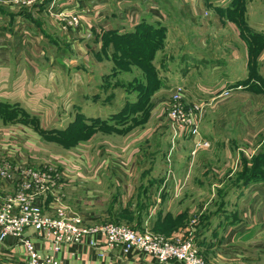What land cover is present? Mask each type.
Segmentation results:
<instances>
[{
    "label": "rangeland",
    "instance_id": "1",
    "mask_svg": "<svg viewBox=\"0 0 264 264\" xmlns=\"http://www.w3.org/2000/svg\"><path fill=\"white\" fill-rule=\"evenodd\" d=\"M78 1L80 6H76L74 3L69 4V2L67 6L63 7L64 10L58 11L56 8L53 11L58 13L78 10V13H81L86 6L100 5L102 8L99 9L98 16L102 20L97 22L90 20L92 29L96 27V29L102 30L117 27L121 33L128 31L126 29L133 30V27L121 19V15L125 12L127 4L136 5L140 0ZM150 1L146 2V8L141 18L145 17L146 20L152 22L151 20H157L154 17H159L163 21L162 18H165V14L155 15L156 11L160 13L162 9L160 7L151 8L153 5ZM212 1L216 2L217 0ZM224 1L225 4L237 5L233 0ZM158 2L160 6L166 7V10L171 14V16L169 15L170 19L167 18L169 29L167 26H155L158 27L159 37L164 34L163 40L161 38L151 43L149 39H138L134 34L131 39L116 40V43L124 47L125 44L129 45L135 55L149 56L153 49L158 48L160 56L156 57L155 55L153 59L149 60L153 61L157 77L161 81L157 92L160 91V88L163 89V95L167 99L175 86L186 83L185 102L199 103L204 108L200 129L202 136L212 142L210 148L200 149L195 154L190 153L193 152L194 147L190 149L188 145L186 146L185 139L182 137L180 141L182 150H175L172 145L177 143L175 138L179 139L180 136H174L175 128L172 126L168 114L165 113V109L160 111V114L156 113L153 121L149 123L147 118L150 115V103L145 106L144 111H132L130 105L138 101L139 93L130 88L128 84L139 75H143L140 68L133 66L131 70L126 71L127 73L113 74L112 68L110 69L113 62L106 59L98 63L91 55V51L87 47V42L91 39L82 40L83 38L75 37L78 39L76 43L67 42L68 45L74 44L73 48L67 51L60 50V47L64 46L66 42L64 38L67 40V37L58 28L51 26L53 30L51 33L57 36L49 37L47 40L45 34H39L41 32L39 24L31 25L27 21L25 25L19 23L17 28L13 29L21 32L19 34L15 30L13 41L1 39L5 37L9 28L8 25L0 27V50L10 52V57H8L11 63L9 68L8 63L5 68H1V70H6V73L0 75V99H8L11 102H16L15 104L19 103L18 105H22L21 107L29 114L26 118L18 115L14 117L13 122L7 121V127H3L6 129L4 133L17 132L18 129L15 128L17 122L15 121L18 119H23L26 121L25 123L31 124L35 128H39L37 123L41 121L43 127L49 129L48 139L53 140L54 143L43 142V149L34 150L32 155L39 158L38 160H41L42 157L44 160L55 156L60 158L58 156L60 154H65L64 156L70 159L75 155L64 150L63 146L69 149L73 145L93 137L90 141L82 143L77 151L85 156L86 163L100 166L99 175L94 176V171L92 172L96 177L94 179L101 178L105 172L110 174L111 165L115 161L123 163L127 161L128 164V161L132 160L126 153V149L129 148L134 149L132 153L134 174L141 171L143 173L146 170L145 164H148V169L145 172L152 179L190 177L197 181L200 177H209L216 180V175L219 174L214 169L218 165L226 168L239 165L241 170L236 171L233 181L227 187L231 191L237 183H244L245 180L254 177V171L246 170V168L252 164L253 155L264 149V75L261 73V68L257 66L256 72L252 75L257 82L251 83L239 64L225 67L219 65L218 69L215 68L218 67L214 61L216 59H210L207 66L205 60L199 62L200 58H189L192 55L190 51L196 50L200 54L202 49L200 41L206 33L204 29L206 28L204 24V15L206 14H204L203 8L200 7L199 10L202 17L192 18L188 15L190 8L184 4V0H158ZM255 2L256 13H264V0H255ZM112 3H115V6L110 8L109 5ZM151 9L155 10V13ZM3 13L4 11H1L2 16H6ZM84 13L91 16L93 12L89 13L88 10H85ZM5 19L9 20V17L6 16L0 20V25H5L2 24ZM82 22L86 27V22L84 20ZM161 29L163 31H160ZM222 31L229 35L232 32L231 29L220 30V32ZM69 34L71 38L72 32L70 31ZM168 36H170V41L174 36L175 45L168 43ZM50 41H53L55 45H51ZM110 45L114 48L113 42ZM79 46L83 50H80ZM93 46L95 45L93 44ZM58 54L64 57V65L57 62ZM25 55L31 57L32 64L38 67L37 72H33L25 63ZM146 59L138 60L147 61ZM81 63L87 67L86 71L78 69V65ZM189 70H192L191 74L188 73ZM144 78L146 81V77ZM239 84L241 85L239 86ZM243 84L248 87H242ZM224 90L230 91V94L219 97V94ZM96 115H100L104 119L94 118ZM77 117H83L84 121L77 120ZM66 141L70 143H65ZM33 142L36 144V138ZM57 144L63 145V148ZM137 150L138 154H136ZM50 153L54 156H50ZM190 162H193L195 166L193 169L187 170L185 163ZM171 163L178 166L169 171L167 168ZM206 163L214 167L205 170L208 167V165H204ZM68 164L72 165L73 162H68ZM109 165L110 168H108ZM211 172L213 173L211 174ZM261 174H257L259 175L257 181L262 177ZM188 185L181 189L208 191L207 185ZM225 189L222 192V199L226 196ZM144 194L147 195V191H144L142 195ZM149 204L148 199L141 201L140 209L143 214L140 215V219L143 220L147 216ZM237 204L239 207L245 206L241 202H237ZM255 204L264 206V196L258 197ZM218 205L219 207L224 206L225 209L227 207L222 200ZM233 206H236V202L229 203V210L234 208ZM214 208L215 206H213ZM115 216L118 217L110 221L124 223L135 228L136 217L134 215L117 211ZM139 221L141 222V220ZM142 229L144 228L142 227ZM32 231L29 229L27 234Z\"/></svg>",
    "mask_w": 264,
    "mask_h": 264
},
{
    "label": "crops",
    "instance_id": "2",
    "mask_svg": "<svg viewBox=\"0 0 264 264\" xmlns=\"http://www.w3.org/2000/svg\"><path fill=\"white\" fill-rule=\"evenodd\" d=\"M147 1L149 2V0H140L136 5L127 4L125 6L126 13L123 12L121 19L125 20L129 26L134 27L143 18L141 16L146 8L145 4ZM233 2L237 5L225 4L224 0H217L216 2L212 0H184V4L190 8V13L188 14L190 17H202L199 11L200 7L203 8L204 14L208 13L204 15L206 27L204 29L206 33L200 41L201 52L199 54L196 50L190 51L192 55L189 58H200L199 62L205 60L207 66L210 59H216L214 61L218 67L216 66L215 68L218 69L220 66L225 67L239 64L240 68L244 69V72L247 74L246 77L250 79V82H257L252 76L256 72L257 66L261 68V73L264 75V13H256L255 0H233ZM68 3H74L76 6L81 5L78 0H49V2L45 1L35 7L21 8L11 5L9 0H0V15L2 17H0V20H3L6 16L9 17V20L5 19L2 23L5 25H0L1 28L7 25L9 28L6 31L5 37L1 39L13 41V34L15 30L17 31V29H13L17 28V24L19 23L25 25L27 21L31 25L39 24L41 29L39 34H45L47 40H49V37L57 36L51 33L53 31L51 26H54L67 37V40L64 38L66 42L64 46L60 47V50L67 51L74 47V44L68 45L69 43L67 42L76 43L81 38H83L82 40L91 39L87 42L91 55L98 63L105 61L106 59L101 60L97 56V53L102 46V32L106 28L100 30L95 27L92 29L89 22L90 20H94L95 22L102 20L98 16L99 9L102 7L100 5L96 7H84L82 12L79 13L81 16L80 25L74 26L69 22V19L66 21L57 19L53 11L56 8L58 11L64 10L63 7L67 6ZM150 3L153 5L151 8L160 7L162 9L160 13L158 11L155 13V10L151 9L155 15L165 14V18H162L163 21L159 17H154L157 20L151 21L160 22L169 29L168 20L170 19L169 15L171 16L170 11L168 12L166 7L160 6L158 0H151ZM109 6L112 8V6H115V3ZM85 10H88L89 13L92 11L93 13L89 16L87 13H84ZM1 11H4L3 14L6 16H2ZM74 12L77 13L78 10ZM82 20L86 22V27ZM107 29L120 30L117 27H109ZM224 29H231V35L224 31L220 32V30ZM70 31L73 35L71 38ZM18 33L21 34V32ZM168 40L169 44L175 45L176 39H174V36L171 41L170 36H168ZM50 44H54L53 41H50ZM259 45L260 48H258ZM79 48L83 50L81 46ZM6 51L0 50V75L6 73V70H1V68H5L7 63L8 68L11 65L10 52ZM156 53V57H159L161 54L158 50ZM56 58L57 62L64 65L65 61L62 55L58 54ZM221 61L224 62L222 63ZM110 62L112 61L110 60ZM25 63L33 72L38 71V67L32 64L31 57L25 55ZM78 66L79 70L86 71L87 69L84 63ZM112 67L113 63L110 69ZM120 73L127 72H119L118 74ZM188 73L191 74L192 70H189ZM242 87L246 88L248 85L243 84ZM157 91L154 92L149 101L151 107L149 118H147L148 123L153 121L156 113L160 114L159 112L163 110V105L166 101V97L163 95L164 90L160 88V91ZM15 103L8 99H0V105L22 108V105ZM100 117V115H96L94 118L104 119ZM11 122L13 121L11 120ZM15 122H17L15 123L17 125L15 128L18 131L13 134L9 132L5 134L4 130L6 129H3V127H7V121L3 120L0 114V160L9 158L16 164L32 162L34 159L36 161H43V157L41 160H38L39 158L32 154H34L33 152L36 149H43V142L54 143L53 140L48 139L49 129L43 127L41 121L37 123L39 128H35L33 125L24 123L19 119ZM179 136V139L175 138L177 143L175 142L172 145L175 150H182V143L180 142L182 137L185 139L186 146L188 145L190 149L194 147L187 133L180 134ZM35 138L37 145L33 142ZM92 138L75 144L69 149L62 145L64 150L75 155L70 159L65 157V154L58 155L60 158L57 156L45 158V160L51 159L56 162L63 174L64 178L61 179V183L63 184V199L71 212H76L84 217L88 224H99L118 217L115 216L117 211L128 212L136 217L134 220L136 224L135 228L140 230L150 229L168 237L180 233H184L187 236L193 226V234H195L200 252L211 263L264 264V206L262 204H255L258 197L264 196V176L259 181L254 176L247 182L237 183L231 191L227 187L233 181V175L236 171L241 170L239 165H232V167L227 168L218 165L214 169L219 174L216 175V180L209 177H200L197 181L190 177L152 179L145 172L148 169V164H145L146 170L143 173L141 171L139 172L140 174H134V156H132L134 149L129 148L126 149V153L132 160L128 161V164L127 161H124V163L115 161L112 165L110 164L111 168L110 165L108 166L110 174L105 172L102 175L104 178L94 179L96 178L94 176L100 174L98 173L100 166L94 163H86L84 161L85 156L77 151L82 143L88 142ZM32 144L35 145L33 146ZM57 145L60 146L59 144ZM138 153L139 151L137 150L136 154ZM50 156H54V154L51 155L50 153ZM68 162H73V164H68ZM204 165H208L205 170H210V167H214L208 163ZM204 165L202 167H205ZM177 166V164L171 163L168 164L167 169L170 171ZM194 166L193 162L185 163L187 170L193 169ZM93 171L94 176L92 174ZM191 184L207 185L208 191L199 189L188 191V188L181 189V187L190 186ZM16 188L17 185H14L9 191V195H13ZM224 189L226 196L222 199ZM144 191H147V195H142ZM145 199H148L150 204L148 206V214L142 220L139 218L143 214L140 204ZM221 200L225 202L226 209L224 206L219 207L218 204ZM232 202H236V206H233L235 209L231 208L229 210V203L231 204ZM237 202H241L245 206L239 207ZM51 204L50 200L47 201L46 207L51 209ZM213 206H215L214 209ZM178 218L182 219L180 225L170 227L169 231L164 230L162 232L158 230L159 227L164 224L168 225V222L175 221ZM194 220L196 221L194 222ZM34 238L37 247L43 251H47L50 246L49 243L37 237ZM100 247L92 248L86 245L65 246L60 252L56 253V256L61 259L63 264H183L176 260L161 263L152 256L137 251L124 254L119 248L111 249L105 244H102ZM101 251H104L105 254L100 255ZM24 257V247L18 244L14 238L10 237L0 243V264H24Z\"/></svg>",
    "mask_w": 264,
    "mask_h": 264
},
{
    "label": "built area",
    "instance_id": "3",
    "mask_svg": "<svg viewBox=\"0 0 264 264\" xmlns=\"http://www.w3.org/2000/svg\"><path fill=\"white\" fill-rule=\"evenodd\" d=\"M47 0H9L15 7L31 8ZM208 14V13H206ZM57 19L79 26L77 12L55 13ZM186 88L177 85L170 92L163 109L175 128L174 136L187 133L194 144L193 154L212 146L201 134L200 122L204 108L199 103H186ZM224 90L219 96H227ZM38 162L37 164H35ZM64 178L54 161H33L16 164L9 158L0 160V243L14 238L25 250L24 264H63L56 256L65 246L86 245L101 248L102 244L124 254L133 251L152 256L161 263L179 261L183 264H213L200 252L198 242L190 233L166 236L148 230L133 228L124 223L107 220L88 224L84 217L71 212L63 199ZM17 185L13 195L11 188ZM51 201V209L46 207ZM196 220H194L195 222ZM33 231L28 235L27 231ZM49 243L47 251L37 247L35 238ZM104 251L100 255H104Z\"/></svg>",
    "mask_w": 264,
    "mask_h": 264
},
{
    "label": "trees",
    "instance_id": "4",
    "mask_svg": "<svg viewBox=\"0 0 264 264\" xmlns=\"http://www.w3.org/2000/svg\"><path fill=\"white\" fill-rule=\"evenodd\" d=\"M47 2H49V0H47ZM155 26L164 27L165 25L157 21L150 22L146 20L145 17H143L131 31L128 30L125 33H121L118 29H105L102 32V46L100 51L97 53V56L101 60L108 59L113 62V74L131 70L133 66L140 68L142 71V76L139 75L133 82L128 84L130 88L137 90L139 93L138 101L130 105L133 112L144 111L146 109L145 106L149 103L150 98L154 94L155 90L161 86V81L157 77V72L154 69L152 60L149 61L150 59H153L158 48L155 50L153 49L149 53V56L139 54L135 55L134 51L130 50L129 45L125 44V47L123 45H117L116 40L127 41L131 39L134 34L138 39H149L151 43L161 38L163 40L164 34H162V37H159V31L157 32L158 27ZM160 31L163 30L161 29ZM112 42L114 43V48L110 45ZM142 58L148 59H146L147 61H141L145 60ZM144 77H146V81ZM0 114L3 120L5 119V121L13 120L14 117L18 115L22 118L29 116V114L20 107H11L9 105L3 104L0 105ZM77 120L84 121L83 117H79ZM21 121L24 123L26 122L23 121V119H21ZM65 143L70 142L66 141ZM251 162L252 164L249 165L246 170L252 169L254 171V176L256 177L259 176L257 175L258 173H262L261 176H264V149L253 155ZM248 180L249 179L245 180V182ZM180 223H182V219L178 218L175 219V221L168 222V225L164 224L163 226L159 227L158 230L164 232V230L166 231L174 225L178 226Z\"/></svg>",
    "mask_w": 264,
    "mask_h": 264
}]
</instances>
